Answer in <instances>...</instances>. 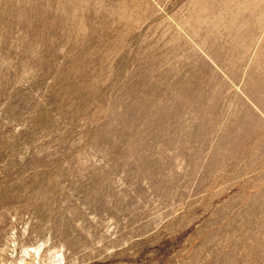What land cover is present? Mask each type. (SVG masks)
I'll return each mask as SVG.
<instances>
[{
    "label": "rangeland",
    "instance_id": "rangeland-1",
    "mask_svg": "<svg viewBox=\"0 0 264 264\" xmlns=\"http://www.w3.org/2000/svg\"><path fill=\"white\" fill-rule=\"evenodd\" d=\"M0 264H264V0H0Z\"/></svg>",
    "mask_w": 264,
    "mask_h": 264
}]
</instances>
